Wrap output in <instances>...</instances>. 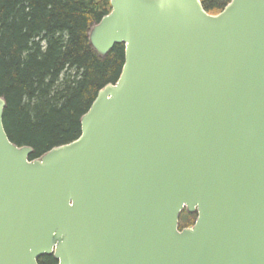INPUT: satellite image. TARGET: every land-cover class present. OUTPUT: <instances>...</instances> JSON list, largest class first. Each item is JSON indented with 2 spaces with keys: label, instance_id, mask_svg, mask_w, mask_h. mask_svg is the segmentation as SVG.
I'll return each instance as SVG.
<instances>
[{
  "label": "water",
  "instance_id": "obj_1",
  "mask_svg": "<svg viewBox=\"0 0 264 264\" xmlns=\"http://www.w3.org/2000/svg\"><path fill=\"white\" fill-rule=\"evenodd\" d=\"M109 2L75 140L31 158L0 97V264H264V0Z\"/></svg>",
  "mask_w": 264,
  "mask_h": 264
},
{
  "label": "trees",
  "instance_id": "obj_2",
  "mask_svg": "<svg viewBox=\"0 0 264 264\" xmlns=\"http://www.w3.org/2000/svg\"><path fill=\"white\" fill-rule=\"evenodd\" d=\"M201 2L217 14L230 0ZM109 12V0H0L3 125L13 143L33 149L31 158L75 140L97 92L118 79L124 45L101 58L87 35Z\"/></svg>",
  "mask_w": 264,
  "mask_h": 264
},
{
  "label": "flooded vegetation",
  "instance_id": "obj_3",
  "mask_svg": "<svg viewBox=\"0 0 264 264\" xmlns=\"http://www.w3.org/2000/svg\"><path fill=\"white\" fill-rule=\"evenodd\" d=\"M196 218V213H188L185 209L180 213L179 216V229H182L184 227H189L193 224L194 220ZM43 256H41L40 258H42ZM39 258V259H40ZM38 259V263L41 264L39 262ZM53 259V257H52ZM54 260V259H53ZM55 261V260H54ZM54 264H58L57 261H55Z\"/></svg>",
  "mask_w": 264,
  "mask_h": 264
}]
</instances>
